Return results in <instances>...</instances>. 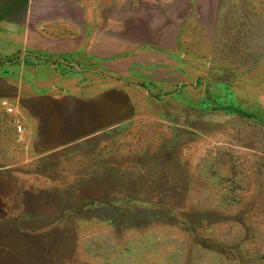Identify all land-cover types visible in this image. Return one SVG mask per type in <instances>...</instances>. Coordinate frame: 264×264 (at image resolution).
<instances>
[{"label": "rangeland", "instance_id": "1", "mask_svg": "<svg viewBox=\"0 0 264 264\" xmlns=\"http://www.w3.org/2000/svg\"><path fill=\"white\" fill-rule=\"evenodd\" d=\"M76 33L117 70L88 106L115 127L0 183V264H264V0H0V67L69 76ZM13 90L0 114L46 134Z\"/></svg>", "mask_w": 264, "mask_h": 264}, {"label": "crops", "instance_id": "2", "mask_svg": "<svg viewBox=\"0 0 264 264\" xmlns=\"http://www.w3.org/2000/svg\"><path fill=\"white\" fill-rule=\"evenodd\" d=\"M27 4V2H26ZM86 20V18H85ZM86 24H88L86 20ZM71 27L73 26L72 24ZM53 41L60 43L59 49L56 50L58 54H72L77 57L78 65L69 76H63L60 73L51 70H39L37 69V75L34 73L29 77L28 72L21 70L20 78L18 82L10 78L11 70L8 66L0 67V73L5 75L2 77L0 75V101H8L10 104L14 105L13 87L20 89V96L24 93L22 90L28 87V80L31 79L33 85L40 90V96L37 98V102L41 105L43 102H47L40 109L43 111H38L37 122H44L49 120L52 122V127L46 131L42 128L35 134L31 127H24L21 133H17L14 129V124L7 118H3L0 114V152H11L12 146L11 142L18 143V146L23 145V150L25 159L12 163L7 161H2L0 158V183H10L12 181H29V178L43 181L44 175L40 174L38 171L39 165L43 166V160L49 155L57 156L64 151H69L71 147L76 146L82 142H88V139L98 137L104 133L112 130L115 126L110 127L108 118L104 109L98 115H93L88 112V106L93 108H99V105H107V100L103 96V93L109 89V85L102 82V77L107 71H111L114 75L117 70L108 69L105 58L109 56H103V54L96 55L95 53L88 51V33L72 34V35H58L53 37ZM74 42V45L70 44L71 47L64 48V42ZM0 52L10 48L9 37H2L0 39ZM22 69V68H21ZM105 79V77H104ZM20 85H22L20 87ZM20 87V88H19ZM52 96H49L50 93ZM22 93V94H21ZM51 106V108H50ZM74 108H73V107ZM39 108V106H38ZM74 113V114H73ZM27 116V115H26ZM27 120H34L32 117H26ZM23 117L21 121L25 123ZM60 127H57V124ZM58 124V125H59ZM24 125V124H22ZM30 138H33L35 144H30ZM22 143V144H21ZM11 147V148H10ZM23 168L26 166L29 169H35L36 172L22 173V178L18 177V172L15 170L17 167ZM10 181V182H9ZM20 192L23 193L21 190ZM24 206V204H23ZM11 209L13 207L11 205ZM17 210V208H16Z\"/></svg>", "mask_w": 264, "mask_h": 264}, {"label": "built area", "instance_id": "3", "mask_svg": "<svg viewBox=\"0 0 264 264\" xmlns=\"http://www.w3.org/2000/svg\"><path fill=\"white\" fill-rule=\"evenodd\" d=\"M0 107L6 114H11L13 113V109L8 101H1L0 102ZM18 131H20V128L18 127Z\"/></svg>", "mask_w": 264, "mask_h": 264}]
</instances>
